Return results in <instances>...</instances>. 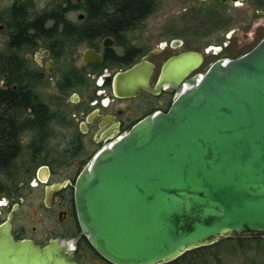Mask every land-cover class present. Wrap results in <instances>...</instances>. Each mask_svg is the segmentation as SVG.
Instances as JSON below:
<instances>
[{"label":"flooded vegetation","instance_id":"af4514ba","mask_svg":"<svg viewBox=\"0 0 264 264\" xmlns=\"http://www.w3.org/2000/svg\"><path fill=\"white\" fill-rule=\"evenodd\" d=\"M146 1L155 9L162 2ZM86 3L0 0L5 4L0 11L1 147L6 120L19 116L22 122L9 125L18 128L13 130L17 146L11 148L18 153L8 173L0 175V227L9 221L14 241L40 248L81 233L75 183L96 154L146 117L167 113L186 81L216 62L245 55L264 38V0H201L213 26L206 34L200 29L190 35L201 47L191 48L179 35L162 36L157 49L132 39L146 29L150 16L131 31L103 34L107 28L96 27L108 20L87 18ZM236 33L239 38L233 39ZM209 39L219 44L203 43ZM189 54L200 57L199 64L175 88L162 85L167 62ZM132 70L138 71L134 79H120ZM10 104L27 108L7 117ZM73 259L109 264L85 237L77 241Z\"/></svg>","mask_w":264,"mask_h":264},{"label":"water","instance_id":"95a60500","mask_svg":"<svg viewBox=\"0 0 264 264\" xmlns=\"http://www.w3.org/2000/svg\"><path fill=\"white\" fill-rule=\"evenodd\" d=\"M199 62L171 59L162 85L175 88ZM75 207L81 233L43 248L14 241L3 224L0 264H79L81 237L109 264H167L227 238L264 239V38L186 81L167 113L96 154L75 183Z\"/></svg>","mask_w":264,"mask_h":264},{"label":"trees","instance_id":"16d2710c","mask_svg":"<svg viewBox=\"0 0 264 264\" xmlns=\"http://www.w3.org/2000/svg\"><path fill=\"white\" fill-rule=\"evenodd\" d=\"M86 4L87 18L108 20L107 24L100 23L96 27L100 28L99 26L102 25V28H107L103 34L131 31L156 11L146 0H87ZM98 13H101L100 16H97ZM7 97L12 98L11 95ZM25 108L27 107L10 104L6 106L7 117L21 115L20 111L24 113ZM18 119L19 116L11 121L6 120L5 123L4 145L0 146V175L8 173L7 169L17 157L18 152H12L11 148L17 146L14 131L17 132L18 128H14L13 131L9 125L16 124L17 127L22 124ZM262 244L264 239L258 237L227 238L214 245L186 252L177 260L167 264H237L240 261L243 264H261V261L264 262V253L259 252L257 247ZM227 250L229 253L226 252Z\"/></svg>","mask_w":264,"mask_h":264},{"label":"rangeland","instance_id":"374dc122","mask_svg":"<svg viewBox=\"0 0 264 264\" xmlns=\"http://www.w3.org/2000/svg\"><path fill=\"white\" fill-rule=\"evenodd\" d=\"M200 2L201 0H162L161 6L156 9L146 22V29L144 31L134 32L132 39L139 40L140 45H146L149 49H157L159 44L164 41L161 38L162 36L165 39H170L174 37L179 38V35H183V40L191 48L201 47V43L197 44V39L190 35L200 29H202L201 32L203 34H206L213 26L211 21L206 17V4ZM199 4L203 5L198 6ZM4 6L5 4H0V11L3 10ZM192 6H197L198 9L202 10H192ZM201 25H203L202 28H199ZM190 28H192V31ZM237 38H239L238 33H236L233 39ZM203 43L219 44L210 39ZM212 59L213 57L210 56L209 60ZM207 67H205L204 71L207 70ZM257 249L259 252L264 253V244L259 245ZM226 252L229 253V250ZM83 264H95V262L92 259H85ZM237 264H243V262L240 261ZM261 264H264V262L261 261Z\"/></svg>","mask_w":264,"mask_h":264}]
</instances>
